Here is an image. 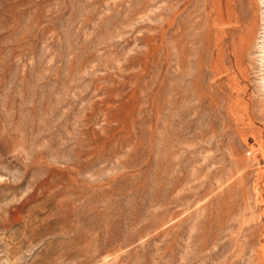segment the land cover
Wrapping results in <instances>:
<instances>
[{
  "label": "rangeland",
  "instance_id": "obj_1",
  "mask_svg": "<svg viewBox=\"0 0 264 264\" xmlns=\"http://www.w3.org/2000/svg\"><path fill=\"white\" fill-rule=\"evenodd\" d=\"M0 264H264V0H0Z\"/></svg>",
  "mask_w": 264,
  "mask_h": 264
}]
</instances>
